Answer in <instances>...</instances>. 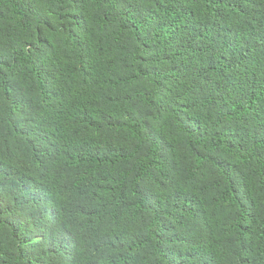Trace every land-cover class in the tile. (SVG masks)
Returning <instances> with one entry per match:
<instances>
[{
	"label": "trees",
	"instance_id": "1",
	"mask_svg": "<svg viewBox=\"0 0 264 264\" xmlns=\"http://www.w3.org/2000/svg\"><path fill=\"white\" fill-rule=\"evenodd\" d=\"M0 264H264V0H0Z\"/></svg>",
	"mask_w": 264,
	"mask_h": 264
}]
</instances>
